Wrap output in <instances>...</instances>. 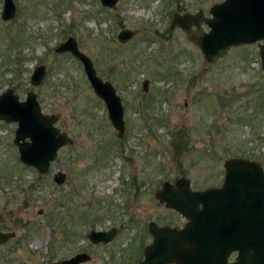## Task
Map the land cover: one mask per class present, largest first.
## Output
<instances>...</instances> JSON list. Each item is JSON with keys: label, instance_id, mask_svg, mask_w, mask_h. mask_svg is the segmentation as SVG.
Instances as JSON below:
<instances>
[{"label": "rangeland", "instance_id": "374dc122", "mask_svg": "<svg viewBox=\"0 0 264 264\" xmlns=\"http://www.w3.org/2000/svg\"><path fill=\"white\" fill-rule=\"evenodd\" d=\"M223 1L118 0L106 9L100 0H13L15 17L5 22L0 0V94L10 88L24 101L33 93L41 113L56 116V128L72 140L39 176L19 161L17 125L0 121V232L15 234L0 247V264H54L81 253L90 256L86 264H138L152 242L149 223L178 230L187 223L156 200L163 183L184 177L195 191L218 188L230 159L264 171L258 44L208 63L168 25L173 14L202 11L208 18ZM125 30L133 36L121 43ZM68 38L120 97L122 137L82 63L56 53ZM39 66L45 77L33 87ZM58 172L66 176L60 186ZM112 229L108 244L87 239Z\"/></svg>", "mask_w": 264, "mask_h": 264}, {"label": "water", "instance_id": "95a60500", "mask_svg": "<svg viewBox=\"0 0 264 264\" xmlns=\"http://www.w3.org/2000/svg\"><path fill=\"white\" fill-rule=\"evenodd\" d=\"M118 0H100L104 8L114 9ZM16 13L13 0H4L1 18L12 20ZM209 18L202 11L196 14H174L169 29H180L186 39L196 45L204 60L213 63L230 48L259 43V57L264 73V0H224L209 10ZM208 28L202 30V25ZM133 36L125 30L118 41L125 43ZM57 53H71L84 67L95 96L104 101L108 118L118 132L124 135L123 107L112 85L103 82L89 58L78 51L74 39L69 38ZM45 68L34 70L30 84L39 86ZM144 83L143 89H146ZM0 121L16 123L13 144L17 147L19 161L35 169L40 176L48 173L51 163L63 147L72 144L65 133L56 127V116L43 115L33 93L19 101L12 89L0 95ZM225 176L220 188L205 191L191 190V183L180 178L173 184L163 183L155 194L156 200L167 209L179 213L187 220L183 229L159 227L149 223L152 242L143 251L139 264H264V172L257 162L243 159L227 160L223 164ZM66 176L60 172L53 180L58 186ZM115 230L91 231L87 238L92 244H108ZM15 238V234L0 232V247ZM232 254H236L229 263ZM87 254L54 264H85Z\"/></svg>", "mask_w": 264, "mask_h": 264}]
</instances>
